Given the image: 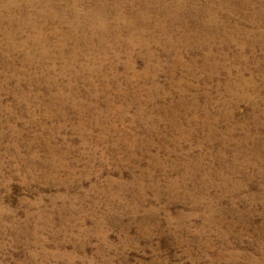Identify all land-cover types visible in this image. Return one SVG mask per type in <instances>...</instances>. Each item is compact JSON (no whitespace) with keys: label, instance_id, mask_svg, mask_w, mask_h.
<instances>
[{"label":"rangeland","instance_id":"1","mask_svg":"<svg viewBox=\"0 0 264 264\" xmlns=\"http://www.w3.org/2000/svg\"><path fill=\"white\" fill-rule=\"evenodd\" d=\"M9 1L20 41L39 6ZM130 1L76 56L0 31V264H264V0Z\"/></svg>","mask_w":264,"mask_h":264},{"label":"bare ground","instance_id":"2","mask_svg":"<svg viewBox=\"0 0 264 264\" xmlns=\"http://www.w3.org/2000/svg\"><path fill=\"white\" fill-rule=\"evenodd\" d=\"M16 1V0H14ZM13 1V2H14ZM25 1V3L30 6V7H35L34 5H38L39 7L35 10L34 15L32 17L25 16V21L24 23L26 24H30L31 26V33H29V35L27 34V36L23 39L22 37L20 39V41H15V34H17V32H23L22 31V26H15L14 28V33L12 31V33H10V31L6 30V26L9 25L11 22V20L13 19L12 16H7L5 18V15H3V13H1L3 11V9L6 10V8H14L13 5H11L9 0H0V23H5L3 26L0 25V31L1 33L6 36L10 42H9V47L11 48H15L18 46H29V45H34L35 47H43L45 46L44 44L46 42H54L52 41L53 39H55L56 41L54 42V46H62L65 41H72V48H71V54H73L72 56H74L76 54V51L78 50V46L80 45V43L78 41H80L79 39H82L83 41H88L90 39L96 38V40L98 41L99 44L101 45H105L107 46V39L110 35L114 36V38H118V35H120L123 31H126L127 26L130 25H126L125 22L121 25V17L120 14L118 13L116 16L112 17V21L108 20L107 17L105 16V6L102 3V0H100L99 2H97V0H88V3L85 5V8L83 7L82 9H79L78 5L79 0H70L71 5L68 7V9H65L63 12L60 8V2L58 0H55L56 2H54L53 4H51V8L53 9V11H50L46 8H48L47 4L46 6L43 4V2L39 3V4H35L32 3L31 0H23ZM45 1V0H44ZM48 2L50 0H47ZM66 1V0H65ZM69 1V0H68ZM130 1V0H129ZM135 1V0H134ZM141 1V0H140ZM148 1V0H147ZM185 1V0H184ZM184 1L178 0L177 3L180 4ZM187 1V0H186ZM198 1V0H197ZM81 2V1H80ZM86 2V1H85ZM128 2V1H127ZM131 2V1H130ZM129 2V3H130ZM199 2V1H198ZM249 2H251V0H239V3L241 4H249ZM16 3V2H14ZM12 3V4H14ZM24 3V4H25ZM47 3V2H45ZM120 3V2H119ZM118 3V4H119ZM146 3V2H145ZM49 4V3H48ZM121 4V3H120ZM131 4V3H130ZM136 4V3H135ZM147 4V3H146ZM198 4V3H197ZM54 5V6H53ZM113 5V4H112ZM115 5V4H114ZM117 5V4H116ZM16 6V5H15ZM63 7V5H61ZM121 6V5H120ZM127 6V5H125ZM140 6V5H139ZM149 6V5H148ZM203 6V4H202ZM19 7V6H18ZM17 7V8H18ZM37 7V6H36ZM123 7V6H122ZM135 7V5H134ZM143 7V5H142ZM121 8V7H120ZM125 8V7H124ZM144 8V7H143ZM195 8V7H194ZM16 9V8H15ZM20 9V8H19ZM33 9V8H32ZM136 9V8H135ZM147 9V7H146ZM159 9V8H158ZM176 9V8H175ZM198 9V8H197ZM200 9V8H199ZM255 9V8H254ZM12 10V9H11ZM116 10V9H115ZM114 10V11H115ZM117 10H120L119 8H117ZM204 10H205V6H204ZM211 10V9H208ZM15 11V10H13ZM24 11V10H23ZM32 11V10H31ZM132 11V10H131ZM159 11V10H158ZM162 11V10H161ZM206 11V10H205ZM5 12V11H4ZM25 12V11H24ZM116 12V11H115ZM118 12V11H117ZM134 12V11H133ZM138 12V10H137ZM156 12V11H155ZM192 12V11H191ZM195 12V11H194ZM211 14L214 13V10L209 11ZM253 12V11H252ZM32 13V12H31ZM57 13V14H56ZM114 13V12H113ZM121 13V12H120ZM141 13V12H140ZM165 13V12H164ZM209 13V14H210ZM116 14V13H115ZM130 14V13H129ZM196 14V13H195ZM18 15V14H17ZM108 15V14H107ZM143 15V14H142ZM156 15V14H154ZM165 15V14H164ZM174 15V14H173ZM22 16V15H21ZM139 16V15H138ZM186 16V15H185ZM199 16V14H198ZM27 17V18H26ZM123 17V16H122ZM151 17V16H149ZM184 17V16H183ZM125 18V17H124ZM127 18V17H126ZM131 18V17H130ZM137 18V17H136ZM156 18V17H154ZM188 18L189 17H185ZM22 19V18H20ZM43 21H41V20ZM58 20V22H56L57 24L54 25V20ZM138 19V18H137ZM207 20L201 21L199 24L201 27H204L205 25L209 26V24L211 26L216 25V22H214L215 20L213 19V17H207L205 18ZM134 20V19H133ZM140 20V19H139ZM149 20V19H148ZM147 20V21H148ZM161 19H159L160 21ZM124 21V20H122ZM128 22V21H127ZM140 22V21H139ZM143 22V21H142ZM141 22V23H142ZM146 22V21H145ZM162 23V21H160ZM129 23V22H128ZM135 23V22H134ZM151 23V22H150ZM223 23V22H222ZM46 24H50V28H48V30H44V25ZM156 24V23H155ZM231 24V23H230ZM25 25V24H24ZM63 25L66 28L65 30L62 29ZM150 25V24H149ZM61 26V28H60ZM153 26V24H152ZM159 26V24H158ZM48 27V26H47ZM163 27V26H162ZM227 27V26H226ZM151 28V27H150ZM155 28V27H154ZM255 28V27H254ZM46 29V28H45ZM149 29V28H148ZM161 29V28H160ZM163 29V28H162ZM165 29V28H164ZM204 29V28H203ZM108 30H110V34L108 37L105 38L106 33L108 32ZM133 30V29H132ZM152 30V29H150ZM207 32H205V37L207 39H212V35H210V33H217L216 30L210 28L206 29ZM138 31V32H137ZM136 32L134 31H130V39L127 42V46L130 47V45H132V39L131 36L132 34H137L139 35V30H137ZM156 31V30H155ZM249 31V30H248ZM253 31V30H252ZM25 32V31H24ZM158 32V31H157ZM165 32V31H164ZM195 32V31H194ZM128 33V32H127ZM149 33V32H148ZM244 34V33H243ZM125 35V33H124ZM141 35V34H140ZM149 35V34H148ZM162 35V34H161ZM160 35V36H161ZM220 35V34H219ZM20 36V35H19ZM107 36V35H106ZM128 36V35H127ZM144 35H142L143 37ZM147 36V35H146ZM155 36V35H154ZM159 36V35H158ZM223 36V35H222ZM238 36V35H237ZM24 37V36H23ZM126 37V36H125ZM124 37V38H125ZM204 37V38H205ZM241 37V36H240ZM134 38V37H133ZM230 38V37H229ZM7 39V40H8ZM52 39V40H51ZM156 39V38H155ZM167 39V38H166ZM169 39V38H168ZM220 39V45L223 48H227L228 45V40L226 38V36H223ZM18 40V39H17ZM92 40V41H93ZM112 40V39H111ZM119 40V39H118ZM116 39V41H118ZM132 40V41H131ZM247 40V39H246ZM110 41V40H109ZM113 41V40H112ZM120 41V40H119ZM122 41V40H121ZM125 41V40H124ZM137 41V40H136ZM230 41V40H229ZM17 42V43H16ZM143 42V40H142ZM165 42V41H164ZM248 42V41H247ZM118 43V42H117ZM134 43V42H133ZM136 43V42H135ZM146 43V42H145ZM158 43V42H157ZM203 44V42H200ZM110 44V43H109ZM142 44V43H140ZM147 44V43H146ZM145 44V45H146ZM254 44V43H253ZM50 45V44H49ZM90 45V44H89ZM124 45V44H123ZM150 45V44H148ZM218 45V44H217ZM244 45V43H243ZM64 46V45H63ZM82 46V45H81ZM111 46V45H110ZM114 46V45H113ZM126 46V47H127ZM135 46V45H134ZM137 46V44H136ZM142 46V45H141ZM85 47V46H83ZM143 47V46H142ZM148 47V46H147ZM25 48V47H24ZM32 48V47H31ZM62 48V47H61ZM132 48V47H131ZM141 48V47H140ZM8 49V48H7ZM60 49V48H58ZM80 49V48H79ZM84 49V48H83ZM120 49V48H119ZM129 49V48H128ZM242 49V48H241ZM15 50V49H14ZM21 50V49H20ZM53 50V49H52ZM82 50V48H81ZM85 50V49H84ZM87 51L90 50L89 48L86 49ZM97 50V49H96ZM130 50V49H129ZM132 50V49H131ZM130 50V51H131ZM146 50V48H145ZM6 51V50H5ZM34 51V50H33ZM54 51V50H53ZM91 51V50H90ZM182 51V50H181ZM242 51V50H241ZM56 52V51H55ZM61 52V51H60ZM85 52V51H84ZM144 52V51H143ZM154 52V51H153ZM11 53V52H10ZM13 53V52H12ZM50 53L48 51V48L45 49L43 48L42 50H40V58H45L47 57V54ZM80 53V52H79ZM105 53V52H104ZM5 54V53H4ZM9 54V53H8ZM56 54V53H55ZM87 54V53H86ZM69 55V54H67ZM149 55V54H148ZM222 55V54H221ZM7 56V55H6ZM76 56V55H75ZM98 56V55H97ZM4 57V56H3ZM18 57V56H17ZM27 57V56H26ZM35 57V56H34ZM88 57V55H87ZM23 58V57H22ZM77 58V57H76ZM79 58V57H78ZM139 58V57H138ZM4 59L6 60V58L4 57ZM68 59V58H67ZM74 59V58H73ZM85 59V58H84ZM99 59V58H98ZM78 60V59H77ZM4 61V60H3ZM26 61V60H25ZM45 61V60H44ZM56 61V60H55ZM74 61V60H73ZM51 62V61H50ZM69 62V61H68ZM72 62V61H71ZM73 63V62H72ZM85 63V62H84ZM214 63V62H213ZM217 63V62H216ZM215 63V64H216ZM99 64V63H98ZM59 65V64H58ZM103 66V65H102ZM75 67V66H74ZM217 66H214V68ZM220 67V66H219ZM145 68V67H144ZM6 69V67H5ZM102 69V68H101ZM100 69V70H101ZM217 69V68H216ZM4 70V69H2ZM10 70V69H9ZM12 70V69H11ZM17 70V69H16ZM96 70V69H95ZM6 71V70H5ZM63 71V70H62ZM75 71V70H74ZM19 72V71H18ZM72 72V71H71ZM17 75V74H16ZM28 75V74H27ZM77 75V74H76ZM231 75V74H230ZM205 76V75H204ZM34 77V76H33ZM65 77V76H64ZM253 77V76H252ZM63 78V77H62ZM70 78V77H69ZM252 79V78H251ZM248 79L245 80V78H241V77H236L234 84L237 86L239 84H242L244 86H249L251 87V84L253 82V80ZM104 81V80H103ZM228 82V81H227ZM233 83V82H232ZM69 85V84H68ZM225 85V84H224ZM232 85V84H231ZM61 88V87H60ZM238 88V87H237ZM233 89V88H232ZM239 89V88H238ZM246 89V88H245ZM244 89V90H245ZM231 90V89H230ZM237 90V89H236ZM228 91V90H227ZM224 92V91H223ZM243 92V91H242ZM45 94V93H44ZM63 94V93H62ZM239 95V94H238ZM60 96V95H59ZM236 96V95H235ZM243 96V95H242ZM60 98V97H59ZM63 98V97H62ZM58 100V99H57ZM240 100V99H239ZM93 102V101H92ZM79 109V108H78ZM19 114V113H18ZM143 120V119H142ZM79 123V122H78ZM205 126V125H204ZM12 128V127H11ZM105 131V130H104ZM2 151V150H1ZM8 152V151H6ZM96 152V151H95ZM130 154V153H129ZM254 154V153H253ZM9 157V156H8ZM201 158V157H200ZM52 160V159H51ZM57 162V161H56ZM196 162V161H195ZM185 163V162H184ZM40 164V163H39ZM242 164V163H241ZM244 164V163H243ZM28 167V166H27ZM163 167V165H162ZM26 170V169H25ZM187 170V169H186ZM189 170V169H188ZM260 171V170H259ZM32 172V171H31ZM3 174V170L1 169V165H0V177ZM166 174V173H165ZM225 176V175H224ZM2 181V179H0V182ZM7 182V181H6ZM122 184V183H121ZM125 186V185H124ZM236 188V187H235ZM108 190V189H107ZM168 190V189H167ZM1 194V193H0ZM133 194V193H132ZM200 198V197H199ZM2 201V199H1ZM0 201V238L2 239L3 237V233H5V224H4V212L6 209H4V205L3 203ZM203 203V202H202ZM211 210H209L210 212ZM54 212V211H53ZM125 214V213H124ZM51 217V216H50ZM51 220V219H50ZM49 223V222H48ZM11 229V228H10ZM0 239V250L1 247L3 245L2 240ZM6 247V246H5Z\"/></svg>","mask_w":264,"mask_h":264}]
</instances>
